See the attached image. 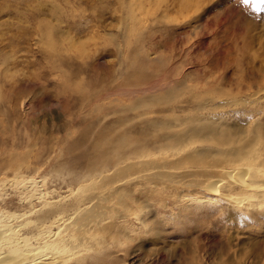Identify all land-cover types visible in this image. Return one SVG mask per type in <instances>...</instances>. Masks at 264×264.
Listing matches in <instances>:
<instances>
[{
    "label": "rangeland",
    "instance_id": "374dc122",
    "mask_svg": "<svg viewBox=\"0 0 264 264\" xmlns=\"http://www.w3.org/2000/svg\"><path fill=\"white\" fill-rule=\"evenodd\" d=\"M140 100L149 107L134 109ZM200 118L255 138L264 173V5L0 0V152L28 153L21 175L37 178L35 192L52 190L61 204L89 196V176L103 168L102 145L123 134L152 148L145 159L174 161L183 152L152 142L158 129L146 120ZM222 167L157 168L177 177L151 181L159 173L153 168L115 182L124 196L104 200L105 218L74 236L88 248L73 256L82 264H264V194H247ZM207 179L226 184L223 193L206 191ZM257 182L263 190L264 174ZM20 196L1 185L0 213L34 243L46 209L41 199ZM63 216L66 229L76 216Z\"/></svg>",
    "mask_w": 264,
    "mask_h": 264
},
{
    "label": "bare ground",
    "instance_id": "6f19581e",
    "mask_svg": "<svg viewBox=\"0 0 264 264\" xmlns=\"http://www.w3.org/2000/svg\"><path fill=\"white\" fill-rule=\"evenodd\" d=\"M130 14L131 17L134 15L132 8ZM163 99L167 100V97H155L151 99V101L163 102ZM146 102L147 101L140 100L139 104L141 105L138 104L134 109L142 106L143 108L149 107V105L145 107V105H147ZM203 119L206 118L196 120H146V124L150 125L149 128L151 130L158 129L150 138L152 142H157V146L165 151L176 150L181 151V153L183 152L182 155L174 161L166 159L162 162L157 158L145 159L152 148H149L143 143H139L140 141L137 139H131L128 135L123 134L117 140H114L116 143L111 144L110 141L104 142L105 144L102 145V151L105 154L102 161L103 168L96 170L98 173L89 176L88 190H90L91 194H88L89 196H84V198H76L69 204H61V198L59 200L57 199L59 195L54 197L52 190L41 191L40 189L38 193L35 192V190H37V178H26V176L21 175V173L24 170L26 171L27 167L30 166L28 153H26V151L17 149L18 146L15 147L16 149L11 148V146L2 149L0 152V156L2 155L0 162V186L10 185L17 188L20 195H22L19 199H22L23 196L30 197L29 194L35 201L38 198L41 199L43 202L41 206L46 210L40 217L41 224L38 228V233L34 235L36 237L34 243L29 240L31 237L20 234V229H22L20 228L21 225H13L11 224L12 221H10V224H8L9 221L7 224L6 221L4 223L3 221L6 215L4 216L0 213V264H73L74 259L76 261L74 264H82V261L77 262L79 259L76 255H73L77 252L80 253L82 248L84 250V248H88V246L83 242L75 245L74 236L78 233H84L91 222L96 225L102 223V220L106 216L107 209L103 204L105 203L104 200L110 196H117L119 198L124 196L120 192H117L116 187H112L115 182L118 185H125L126 182L132 181V178L130 179L131 176L133 177L138 172L144 170H152L153 168L173 170L184 164L199 166L201 168L213 166L214 169L215 167L217 168V166H223L221 171L231 174V177H236L238 180L237 182L241 185L240 187L243 188L247 194L248 192L255 193V196L256 193L264 194V189H259L261 184H257L261 180L257 182V178L264 173L261 174L262 169L256 163V150L253 143L255 138L249 134L242 138L236 135V133L233 132L234 130L232 131L222 124L220 125L219 122H214L215 120ZM197 143H202L204 145L201 144V148H197ZM159 158H162V156ZM109 166L115 167L112 172L106 170ZM36 168L38 167L36 166ZM157 170L156 171L159 172V169ZM169 170L160 171L157 174L153 172L151 175L154 176L149 179L152 181L160 176H165L164 178H167V176L177 177V175H172ZM216 170H218V168ZM206 171L207 174H210H208L209 178L213 179L215 177L212 178L213 175L211 176L212 172H210V170L207 169ZM221 171H219L220 174L219 172L216 174L221 175ZM198 172L199 171H196L197 174ZM184 173L183 171V175H185ZM98 174H102L99 180L95 179V176ZM176 174H178L177 171ZM201 174H203V172H201ZM207 174H204V176H207ZM183 175L180 176L183 178L185 177ZM227 183H229V180ZM232 183L233 181L231 184ZM84 185V183H81L79 187L83 188ZM222 185L223 183L220 184L219 180L213 181L210 179H207V182L203 184L206 191L217 193L218 195L219 191L223 193V189L220 190V188H224L226 184L223 185L224 187H221ZM39 186L40 185H38V187ZM126 186V189H129V186ZM104 190H107V192ZM85 192H87V190H85ZM128 194L129 193H127V195ZM229 197L231 199V196ZM237 199L240 200L239 198ZM231 201L233 202V199ZM241 202H243L242 199L240 201H235L237 204ZM31 204V210L35 209L34 201L31 202ZM245 205L249 206L247 202ZM63 215L76 216L74 221L68 225L66 229L62 228V226L65 225ZM67 229H69V231H67ZM62 231L64 232L62 233ZM75 249L77 250L75 251Z\"/></svg>",
    "mask_w": 264,
    "mask_h": 264
},
{
    "label": "snow or ice",
    "instance_id": "6c2138e0",
    "mask_svg": "<svg viewBox=\"0 0 264 264\" xmlns=\"http://www.w3.org/2000/svg\"><path fill=\"white\" fill-rule=\"evenodd\" d=\"M249 0H245V3H248ZM261 5H264V0H255V7L259 9Z\"/></svg>",
    "mask_w": 264,
    "mask_h": 264
}]
</instances>
